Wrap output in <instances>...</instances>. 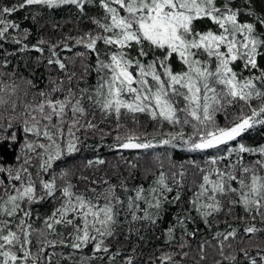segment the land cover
<instances>
[{"label": "snow or ice", "instance_id": "snow-or-ice-1", "mask_svg": "<svg viewBox=\"0 0 264 264\" xmlns=\"http://www.w3.org/2000/svg\"><path fill=\"white\" fill-rule=\"evenodd\" d=\"M0 264H264V0H0Z\"/></svg>", "mask_w": 264, "mask_h": 264}, {"label": "trees", "instance_id": "trees-1", "mask_svg": "<svg viewBox=\"0 0 264 264\" xmlns=\"http://www.w3.org/2000/svg\"><path fill=\"white\" fill-rule=\"evenodd\" d=\"M257 7L258 8L261 7V4L259 2L257 3ZM17 15L22 17L24 15V13H18ZM59 15L60 16H68L69 14L68 13H60ZM29 24H30V21H22L23 26H27ZM68 27H71V24H69ZM65 31H67V28L65 29ZM21 70L23 71V69H21ZM42 71H43V69H41V72ZM25 74H27V73H25ZM39 75H40V73H37V76H39ZM41 86H43V85H41ZM105 154H107V153L105 152ZM85 155L91 156L92 153H86ZM153 243H159V241H153ZM149 247H151V244L149 245Z\"/></svg>", "mask_w": 264, "mask_h": 264}]
</instances>
